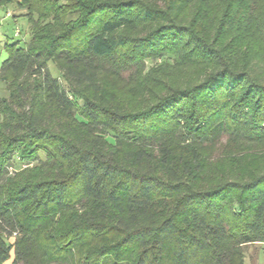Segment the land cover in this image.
Instances as JSON below:
<instances>
[{"label": "trees", "instance_id": "obj_1", "mask_svg": "<svg viewBox=\"0 0 264 264\" xmlns=\"http://www.w3.org/2000/svg\"><path fill=\"white\" fill-rule=\"evenodd\" d=\"M16 3L0 264H245L264 243V0Z\"/></svg>", "mask_w": 264, "mask_h": 264}, {"label": "rangeland", "instance_id": "obj_2", "mask_svg": "<svg viewBox=\"0 0 264 264\" xmlns=\"http://www.w3.org/2000/svg\"><path fill=\"white\" fill-rule=\"evenodd\" d=\"M5 11H9L13 17H4ZM16 27L21 30L20 36H15L14 34ZM30 32V26L27 23L26 17L23 15L22 9H20L15 2L9 3L6 7H0V65L8 56L6 46L11 45L18 39L27 41L30 38ZM48 68L52 75H59V71L52 63H48ZM7 94L8 92L5 84L0 82V97L7 96ZM106 139L113 142V138L109 135L106 136ZM40 156L44 158L42 153H40ZM14 162L16 169L24 166V162L18 158H15ZM8 174L11 175L13 173L8 172ZM244 249L245 264H264V243L249 244L246 245ZM12 257L13 255L5 264H10Z\"/></svg>", "mask_w": 264, "mask_h": 264}, {"label": "built area", "instance_id": "obj_3", "mask_svg": "<svg viewBox=\"0 0 264 264\" xmlns=\"http://www.w3.org/2000/svg\"><path fill=\"white\" fill-rule=\"evenodd\" d=\"M4 17H13L11 14H10V12L9 11H5V16ZM15 21V20H14ZM14 34H15V36H20V34H21V30L18 28V27H16L15 28V31H14ZM19 159V158H18ZM24 166H25V164H24ZM23 166V167H24ZM9 170L11 171L12 170V167H9Z\"/></svg>", "mask_w": 264, "mask_h": 264}, {"label": "crops", "instance_id": "obj_4", "mask_svg": "<svg viewBox=\"0 0 264 264\" xmlns=\"http://www.w3.org/2000/svg\"><path fill=\"white\" fill-rule=\"evenodd\" d=\"M16 1H17V0H13V2H15V3H16ZM11 3H12V2H11ZM8 4H9V3H8ZM8 4H6V5H4V6H3V5H0V7H6ZM16 4H17V3H16ZM22 11H23V13H24V10H22Z\"/></svg>", "mask_w": 264, "mask_h": 264}]
</instances>
